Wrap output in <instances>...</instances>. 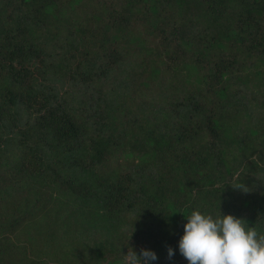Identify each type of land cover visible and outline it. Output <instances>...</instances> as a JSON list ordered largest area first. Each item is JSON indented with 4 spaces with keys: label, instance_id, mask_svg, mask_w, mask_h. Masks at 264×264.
I'll return each instance as SVG.
<instances>
[{
    "label": "trees",
    "instance_id": "obj_1",
    "mask_svg": "<svg viewBox=\"0 0 264 264\" xmlns=\"http://www.w3.org/2000/svg\"><path fill=\"white\" fill-rule=\"evenodd\" d=\"M194 209L264 232V0H0V264H188Z\"/></svg>",
    "mask_w": 264,
    "mask_h": 264
},
{
    "label": "clouds",
    "instance_id": "obj_2",
    "mask_svg": "<svg viewBox=\"0 0 264 264\" xmlns=\"http://www.w3.org/2000/svg\"><path fill=\"white\" fill-rule=\"evenodd\" d=\"M236 187L248 191L241 183ZM185 217L178 251L188 264H264V232L243 218L200 209ZM175 251L169 247L168 257ZM157 259L156 252L148 248L140 249L139 254L130 250L124 257L125 264H153Z\"/></svg>",
    "mask_w": 264,
    "mask_h": 264
}]
</instances>
